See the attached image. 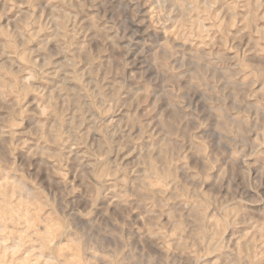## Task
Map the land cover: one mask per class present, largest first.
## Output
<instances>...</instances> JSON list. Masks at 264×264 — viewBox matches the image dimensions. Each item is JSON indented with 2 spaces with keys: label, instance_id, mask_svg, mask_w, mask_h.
<instances>
[{
  "label": "clouds",
  "instance_id": "clouds-1",
  "mask_svg": "<svg viewBox=\"0 0 264 264\" xmlns=\"http://www.w3.org/2000/svg\"><path fill=\"white\" fill-rule=\"evenodd\" d=\"M0 264H264V0H0Z\"/></svg>",
  "mask_w": 264,
  "mask_h": 264
}]
</instances>
